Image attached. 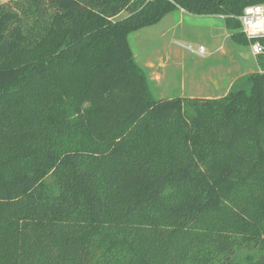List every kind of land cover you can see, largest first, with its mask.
<instances>
[{"label":"trees","instance_id":"16d2710c","mask_svg":"<svg viewBox=\"0 0 264 264\" xmlns=\"http://www.w3.org/2000/svg\"><path fill=\"white\" fill-rule=\"evenodd\" d=\"M0 5V264H264V55L248 89L155 98L129 34L264 0ZM123 11L127 14L117 17ZM258 251V253H257Z\"/></svg>","mask_w":264,"mask_h":264},{"label":"rangeland","instance_id":"374dc122","mask_svg":"<svg viewBox=\"0 0 264 264\" xmlns=\"http://www.w3.org/2000/svg\"><path fill=\"white\" fill-rule=\"evenodd\" d=\"M1 4L15 8L16 2L0 0ZM126 14L121 12L117 19ZM231 33L224 16L178 9L153 25L132 31L128 38L155 98L219 97L232 90H247L248 75L260 71L249 44L235 42ZM188 44L194 48L202 44L205 54L192 53L182 46ZM242 54L249 58L243 59ZM255 256L256 251L242 248L237 251L236 262L244 264Z\"/></svg>","mask_w":264,"mask_h":264},{"label":"built area","instance_id":"2783aa9c","mask_svg":"<svg viewBox=\"0 0 264 264\" xmlns=\"http://www.w3.org/2000/svg\"><path fill=\"white\" fill-rule=\"evenodd\" d=\"M257 7H260L262 11L259 13L256 12L255 9ZM245 9H251L252 11L246 13ZM237 19L240 24V31L242 32V34H244L249 42L251 52L253 45L257 43L264 46V30L254 29L251 27V24L255 23L258 19L264 20V2L245 6L241 14L237 16ZM245 29H247V31H245ZM182 46H184L190 52L198 55H203L206 52V49L202 44L198 45L196 48H194L191 44ZM259 55H264V52H261ZM254 56L256 57L258 55Z\"/></svg>","mask_w":264,"mask_h":264},{"label":"clouds","instance_id":"9594fccd","mask_svg":"<svg viewBox=\"0 0 264 264\" xmlns=\"http://www.w3.org/2000/svg\"><path fill=\"white\" fill-rule=\"evenodd\" d=\"M251 9H245V12H251ZM256 12H261L262 9L260 7H257L255 9ZM251 27L254 29H260V30H264V20H257L255 23L251 24ZM245 31H247V29H245ZM261 52H264V46L260 45L259 43L253 45L252 47V55H259ZM243 59L247 60L249 57L247 55H243Z\"/></svg>","mask_w":264,"mask_h":264},{"label":"crops","instance_id":"0c3cea01","mask_svg":"<svg viewBox=\"0 0 264 264\" xmlns=\"http://www.w3.org/2000/svg\"><path fill=\"white\" fill-rule=\"evenodd\" d=\"M207 97H209V96H207Z\"/></svg>","mask_w":264,"mask_h":264}]
</instances>
